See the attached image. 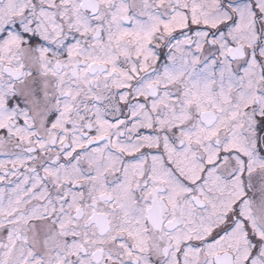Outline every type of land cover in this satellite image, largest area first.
Returning <instances> with one entry per match:
<instances>
[{"label": "snow or ice", "instance_id": "obj_1", "mask_svg": "<svg viewBox=\"0 0 264 264\" xmlns=\"http://www.w3.org/2000/svg\"><path fill=\"white\" fill-rule=\"evenodd\" d=\"M0 264H264V0H0Z\"/></svg>", "mask_w": 264, "mask_h": 264}]
</instances>
